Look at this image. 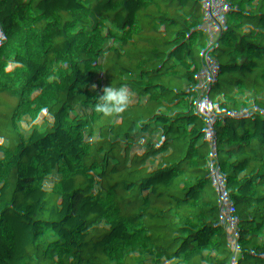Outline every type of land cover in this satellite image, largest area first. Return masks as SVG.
I'll return each mask as SVG.
<instances>
[{"label":"trees","instance_id":"obj_1","mask_svg":"<svg viewBox=\"0 0 264 264\" xmlns=\"http://www.w3.org/2000/svg\"><path fill=\"white\" fill-rule=\"evenodd\" d=\"M153 1L168 30L167 94L191 137L170 228L264 248V0L257 11L242 0ZM24 8L0 0V264H162L145 217L165 168L125 1ZM122 84L135 93L128 109L96 112L103 88ZM174 260L262 264L218 246Z\"/></svg>","mask_w":264,"mask_h":264},{"label":"built area","instance_id":"obj_2","mask_svg":"<svg viewBox=\"0 0 264 264\" xmlns=\"http://www.w3.org/2000/svg\"><path fill=\"white\" fill-rule=\"evenodd\" d=\"M54 1L56 0H25L21 16L44 12ZM124 1L142 39L145 67L140 76V90L158 128L160 151L156 158L165 168L164 174L157 181L158 195L145 217L154 243L162 251V264H175V254L184 249L215 246L247 251L264 264V248L257 241H245L241 238L231 241L213 231L198 238H188L170 228V218L176 212L180 199L174 181L178 167L185 158V146L191 137L185 121L177 116V103L167 94L165 62L168 30L162 16L153 0Z\"/></svg>","mask_w":264,"mask_h":264},{"label":"clouds","instance_id":"obj_3","mask_svg":"<svg viewBox=\"0 0 264 264\" xmlns=\"http://www.w3.org/2000/svg\"><path fill=\"white\" fill-rule=\"evenodd\" d=\"M134 95L127 84L119 87L106 86L95 104V111L108 117L121 115L128 109ZM2 143L4 140L0 138V144Z\"/></svg>","mask_w":264,"mask_h":264},{"label":"crops","instance_id":"obj_4","mask_svg":"<svg viewBox=\"0 0 264 264\" xmlns=\"http://www.w3.org/2000/svg\"><path fill=\"white\" fill-rule=\"evenodd\" d=\"M246 5L248 10H258L259 8V4H260V0H242ZM259 3V4H258ZM209 232H212L211 228H207L205 233L208 234Z\"/></svg>","mask_w":264,"mask_h":264},{"label":"rangeland","instance_id":"obj_5","mask_svg":"<svg viewBox=\"0 0 264 264\" xmlns=\"http://www.w3.org/2000/svg\"><path fill=\"white\" fill-rule=\"evenodd\" d=\"M240 124H241V123H236L235 129H240V127H241ZM241 131H242V130H241ZM242 132H244V130H243Z\"/></svg>","mask_w":264,"mask_h":264}]
</instances>
